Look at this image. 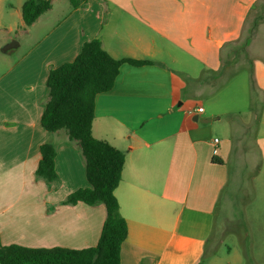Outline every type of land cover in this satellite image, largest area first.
<instances>
[{"label":"crops","instance_id":"obj_1","mask_svg":"<svg viewBox=\"0 0 264 264\" xmlns=\"http://www.w3.org/2000/svg\"><path fill=\"white\" fill-rule=\"evenodd\" d=\"M24 1L7 7L0 0V36L16 28L25 41L12 61L1 56L8 40L0 39V243L81 250L98 242L104 206L65 203L89 186L80 146L64 129L50 133L40 124L49 71L98 39L116 60L151 62L123 63L112 89L94 99L92 136L124 155L114 190L128 230L120 264H198L228 181L231 119L248 118L251 92L246 68L211 95L196 86L182 98L184 77L220 70L258 0H86L78 9L51 0L30 26ZM255 34L246 50L262 101L254 144L255 180L264 182V24ZM47 143L56 149L52 182L36 175ZM200 264L230 263L212 255Z\"/></svg>","mask_w":264,"mask_h":264},{"label":"trees","instance_id":"obj_2","mask_svg":"<svg viewBox=\"0 0 264 264\" xmlns=\"http://www.w3.org/2000/svg\"><path fill=\"white\" fill-rule=\"evenodd\" d=\"M260 1L254 4L250 13L256 8L264 10V3L260 4ZM68 2L72 9H78L85 4L86 0H68ZM50 7L51 0H25L21 7L24 25H32ZM260 18L261 12L253 18L251 33L258 27L257 22ZM242 36L235 43L230 44L235 54L244 51L249 44V35L244 36L243 39ZM123 63L132 66L151 64L149 61L116 60L103 49L98 39L85 42L73 61L49 71L46 79L48 101L40 118V124L45 131L53 133L64 129L68 138L77 141L80 146L89 186L69 194L65 203L82 202L90 206L96 204L104 206L106 216L97 244L86 249L71 250L64 248L35 249L18 245L3 246L0 243V264H120V249L128 230L125 220L119 214L114 190L121 179L124 155L107 142L95 139L92 136V123L95 96L112 89ZM226 65L224 61L220 70H206L197 79L185 76L186 86L182 91V98L190 97L191 90L196 86L198 88L207 87L208 95L215 93L226 79V77L221 79L223 67ZM246 69L249 74L251 102L247 123H243L241 128L244 132L248 130L250 124L257 127L262 109L253 69L250 65ZM243 135V132L241 134L239 132V138ZM233 139L232 155H235V142L238 137L236 136L235 139L232 136ZM39 151L40 160L36 175L47 182H52L57 178L54 170L56 149L47 143L41 145ZM212 161L216 164H223L222 160L215 157ZM214 228L215 221L210 235L204 241L203 253L198 264L213 255L218 243L213 238Z\"/></svg>","mask_w":264,"mask_h":264},{"label":"rangeland","instance_id":"obj_3","mask_svg":"<svg viewBox=\"0 0 264 264\" xmlns=\"http://www.w3.org/2000/svg\"><path fill=\"white\" fill-rule=\"evenodd\" d=\"M18 1L23 0H4V3L7 7L17 6ZM262 3L264 0L260 1V4ZM260 12L261 18L257 23L264 24V10L254 9L248 17L242 39L247 35L250 40L256 36L255 31L258 27L251 33L253 29L251 25L253 18ZM13 22L14 19L7 20V23ZM3 37L8 43L15 41L19 44V47L1 53V56L8 60L15 61L23 52L25 41L16 28L7 35H1L0 39ZM249 58L246 49L235 54L231 48L229 59L225 60L227 65L223 67L221 79L243 67L247 68L250 65ZM246 117L231 119L233 121L231 134L240 140L237 139L235 142V155L230 157L228 163V181L216 207L213 238L218 243L213 255L230 264H264V182L255 180L261 163L254 144L256 127L250 124L247 131L241 130ZM239 132L244 134L241 138Z\"/></svg>","mask_w":264,"mask_h":264},{"label":"water","instance_id":"obj_4","mask_svg":"<svg viewBox=\"0 0 264 264\" xmlns=\"http://www.w3.org/2000/svg\"><path fill=\"white\" fill-rule=\"evenodd\" d=\"M18 46V43L15 42V41H11L10 43H8L7 45H5L3 48H2V51L3 52H8L9 50L15 48Z\"/></svg>","mask_w":264,"mask_h":264},{"label":"built area","instance_id":"obj_5","mask_svg":"<svg viewBox=\"0 0 264 264\" xmlns=\"http://www.w3.org/2000/svg\"><path fill=\"white\" fill-rule=\"evenodd\" d=\"M197 111H198V112H201V111H202V108H198ZM215 142H217V140H215Z\"/></svg>","mask_w":264,"mask_h":264}]
</instances>
